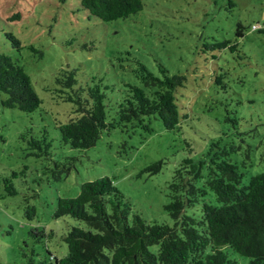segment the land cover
Instances as JSON below:
<instances>
[{"label": "rangeland", "instance_id": "374dc122", "mask_svg": "<svg viewBox=\"0 0 264 264\" xmlns=\"http://www.w3.org/2000/svg\"><path fill=\"white\" fill-rule=\"evenodd\" d=\"M142 2L139 10L125 17L101 20L87 16L78 0H0V51L22 65L41 98L30 112L0 102V179L11 169L27 166L22 184L13 178L17 192L0 196V264L21 262L22 241H30L27 232L35 226L53 229L47 241L53 252L65 248L60 234L69 223L82 222L65 215L53 217L55 198L75 195L81 181L107 175L127 196L132 210L171 224L164 204L172 170L184 156L206 159L210 141L234 145L227 158L243 163L242 181L264 171V31L251 26L264 24V0H234L231 7L225 0ZM16 12L19 17L11 18ZM237 22L246 26L239 37L234 34ZM6 30L20 39L19 49L10 45ZM213 37H237L244 55L205 46ZM155 57L169 72L184 76L176 94L184 112L177 129L166 130L153 118L150 132L101 131L86 148H71L59 140L54 122L71 115V103L60 100L52 89L58 68L74 67L80 82L94 76L111 84L113 90H105L110 113L123 80L140 84L135 75L138 62L158 73ZM220 72L221 82H215ZM42 128L50 139L52 158L75 156L73 166L55 181L42 173L51 159L28 153L21 138L26 130L38 136ZM155 159L163 160L158 171L143 170ZM34 190L36 195L28 199L35 215L26 219L22 196ZM228 254L236 264H246L247 257Z\"/></svg>", "mask_w": 264, "mask_h": 264}, {"label": "trees", "instance_id": "16d2710c", "mask_svg": "<svg viewBox=\"0 0 264 264\" xmlns=\"http://www.w3.org/2000/svg\"><path fill=\"white\" fill-rule=\"evenodd\" d=\"M225 3L228 7L235 4L234 0ZM78 5L87 16L112 20L139 10L143 2L78 0ZM10 17H19V13ZM251 26L264 31V24ZM245 27L237 22L234 34L242 36ZM4 36L11 46L17 49L22 46L12 31H4ZM237 37H213L204 45L244 55ZM155 60L158 73L137 63L135 75L140 84L123 80L110 113L105 90H113L111 84L102 83L100 78L95 80L94 76L91 81L80 82L74 67L58 68L52 76V89L60 100L71 103V115L54 122L59 140L71 148H86L95 143L101 131L117 128L128 134L136 130L150 132L153 118L166 130L177 129L184 112L176 94L184 76L169 72L158 57ZM221 77L222 72L215 75V82H221ZM0 92L5 94L0 99L3 105L24 112L33 111L41 102L22 65L2 51ZM26 132L21 133V138L26 141L28 153L52 161L42 168L43 174L55 181L69 171L75 156L52 158L45 128L38 136ZM121 144H126V140ZM234 149V145H219L212 140L206 159L184 156L178 161L167 182L168 201L164 204L173 219L171 224L149 220L132 210L127 196L107 175L79 182L75 195L56 196L52 211L55 218L65 215L82 222L69 223L60 234L65 248L60 253L53 252L47 243L54 235L53 229L32 227L27 232L30 241H22L19 264H236L229 251L247 257L246 264H264V171L242 181L243 163L227 158ZM162 163V159L152 160L143 170L154 173ZM26 167L11 169L1 176L0 196L17 192L13 178L23 182ZM36 193L34 190L22 196L26 219L35 215V206L28 198Z\"/></svg>", "mask_w": 264, "mask_h": 264}]
</instances>
